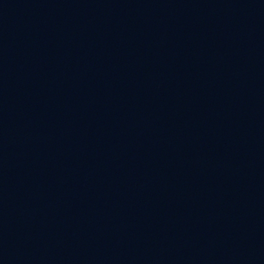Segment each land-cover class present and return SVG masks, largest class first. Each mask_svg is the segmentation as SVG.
<instances>
[{
	"label": "water",
	"instance_id": "obj_1",
	"mask_svg": "<svg viewBox=\"0 0 264 264\" xmlns=\"http://www.w3.org/2000/svg\"><path fill=\"white\" fill-rule=\"evenodd\" d=\"M0 264H264L236 0H0Z\"/></svg>",
	"mask_w": 264,
	"mask_h": 264
}]
</instances>
